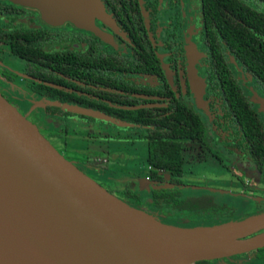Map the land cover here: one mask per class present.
Returning <instances> with one entry per match:
<instances>
[{
  "label": "flooded vegetation",
  "instance_id": "1",
  "mask_svg": "<svg viewBox=\"0 0 264 264\" xmlns=\"http://www.w3.org/2000/svg\"><path fill=\"white\" fill-rule=\"evenodd\" d=\"M239 1L264 13L248 0ZM254 1L264 5L261 1ZM100 3L104 16L96 18L94 25L103 37L70 22L55 26L44 20L34 7L0 0V83H24V93L35 96L43 106L41 115H34L41 116L46 125L45 119L58 117V114H49L45 109L46 100L36 92H30L26 83H74L79 88L71 87L67 90L82 97L83 102L80 103L91 101L88 104H104L105 109L114 115L117 114L116 110H124L127 105L134 103L136 104L130 106V109L160 108L167 107L173 100L186 101L202 115L210 126L212 135L218 136L222 141L213 144L206 131L205 143L198 145H205L210 156L221 165L227 160L245 171L253 167L254 172L261 175L264 166L261 171L256 170L243 145H239L238 140L233 138L230 121L226 119L223 125L227 130L224 127L218 128L216 122H222L218 118L224 116L223 111L227 108L220 97L222 83H237L248 94L246 96L251 102L253 93L264 98V90L240 61L231 55L220 28L207 25L202 0H100ZM224 75L227 78H223ZM197 77L201 81L196 80ZM193 83H203V88L197 89L195 86L194 89L201 93L206 103V112L195 104ZM0 93L4 96L1 91ZM6 100L9 102L7 98ZM65 104L90 109L73 103ZM255 105L264 124L263 112L259 110L258 104ZM100 113L115 122H122L106 113ZM65 120L67 126L73 125L75 130L89 128L94 122L76 115L67 116ZM96 121L102 123V128L112 130L106 133L109 137L106 142L123 132L127 136L124 137L125 140H141L146 143L145 140L138 139L141 129L137 126L124 122L127 125ZM39 131L41 132L40 128ZM130 131L136 134L133 135ZM94 143L97 144L96 141ZM185 145L190 144H184L183 149ZM212 145L218 150L213 151ZM229 156H233V160ZM182 180L184 181V172ZM126 182H131L133 190L139 195L137 208L143 200H150L152 210H161L154 208L152 204L151 189L164 187L166 182L152 183L148 176L147 182L150 183L146 197H142L140 184L134 178L128 177L124 184ZM249 189L251 187L247 182L234 194L224 191L257 203L254 212L249 213L250 216H255L264 212V195L259 191L250 192ZM121 193L124 200V185ZM191 198L196 199L182 201L179 197L180 206L189 203V208H194V211L229 206L235 209L236 218L241 217L234 205L203 204V195ZM198 206L202 208L196 210ZM255 259L264 264L263 260ZM206 262L209 261L196 264Z\"/></svg>",
  "mask_w": 264,
  "mask_h": 264
},
{
  "label": "water",
  "instance_id": "2",
  "mask_svg": "<svg viewBox=\"0 0 264 264\" xmlns=\"http://www.w3.org/2000/svg\"><path fill=\"white\" fill-rule=\"evenodd\" d=\"M10 1L36 8L55 26L70 22L103 37L94 25L96 18L104 16L100 0ZM195 86L203 88V83H193L192 93L197 108L206 112ZM251 100L264 119V98L253 93ZM62 107L76 115L127 125L98 111ZM218 233L229 238L213 251L181 264L264 248V214L196 228L159 222L65 159L0 93V264H171L154 241Z\"/></svg>",
  "mask_w": 264,
  "mask_h": 264
},
{
  "label": "trees",
  "instance_id": "3",
  "mask_svg": "<svg viewBox=\"0 0 264 264\" xmlns=\"http://www.w3.org/2000/svg\"><path fill=\"white\" fill-rule=\"evenodd\" d=\"M257 1L264 3V0ZM202 5L207 25L220 28L231 55L240 61L244 69L258 82V86L264 90V13L239 0H202ZM211 19L215 21L212 22ZM223 78L227 77L224 75ZM26 87L46 100L45 109L49 114H58V117L45 119V122L60 134L68 132L65 118L76 115L63 109L62 105L65 103L98 110L115 117L117 121L139 127L141 132L137 137L145 140L147 144L150 182H166L164 187L151 189L154 208L168 207L175 209L176 214H189L191 222L199 224L197 226L200 227L238 220L235 209L229 206L199 211L178 209L181 187L184 186L183 145H198L206 141L204 118L190 103L173 100L167 107L130 109V106L136 104L134 103L127 105L124 110H116L117 114L114 115L105 109L104 104H88L91 101L80 103L83 102L82 97L67 90L71 87L79 88L74 83H26ZM222 88L220 97L227 104V108L223 111L224 116L218 118L222 119V122H216V126L227 130L223 125L226 119L229 120L233 128V138L238 140L239 145H243L256 170L261 171L264 166V124L256 109V103L248 100V94L244 93L237 83H222ZM76 116L88 122L95 121L91 117ZM124 196L123 201L130 206L136 208L139 204V195L133 190L131 182L124 184ZM261 214L264 212L257 215ZM253 254L264 263V248L253 251Z\"/></svg>",
  "mask_w": 264,
  "mask_h": 264
},
{
  "label": "rangeland",
  "instance_id": "4",
  "mask_svg": "<svg viewBox=\"0 0 264 264\" xmlns=\"http://www.w3.org/2000/svg\"><path fill=\"white\" fill-rule=\"evenodd\" d=\"M248 2L254 3L258 9L264 11L263 4L257 3L254 0H248ZM19 82L0 83V91L9 100L10 104L14 105L27 120L35 125L38 124L37 126H39L42 133L39 132L48 139V141L65 159L72 162L82 172H86L85 174H88L87 176L92 178L107 191L111 192L118 198L123 199L121 191H123L124 181L128 179V177H133L130 176L128 172L117 174L112 170L110 168V157H108L106 152L108 149L107 145L104 149L103 147L101 148V146L95 147L94 143L95 141L97 144L106 142V139L109 138L106 133L111 132L112 130L102 128V123L95 120L89 128L75 130L73 125H68V132L66 134L58 133L51 125H46L41 116L38 117L34 115V113L40 114L43 106L35 96L24 93L25 84ZM205 125L209 140H211L213 144L214 142H216V144H218L217 142L221 143L222 141H220L218 136L212 135L210 126L206 121ZM130 133L136 134V132L133 131H130ZM87 140L91 141V144L88 145L87 143H84ZM209 144L212 143L209 142ZM184 150L183 154L185 162L183 165V172L185 185L183 189H181L180 199L182 201L185 199H196L191 197L203 195V204L207 203L219 206L234 205L235 208H237L238 213L241 214V217H237L238 220L250 217L249 213L254 212L257 203L249 199L230 195L225 193L224 190L234 194L242 189L244 183L248 182L249 187H251V189H249L250 192L254 193L259 191L264 195V170L261 175H258L254 172L253 167H249L248 171H245L240 167H236V165H232L227 160H224L223 165H221L210 156L205 145H185ZM212 150L217 151L218 148L215 147V145H212ZM228 158L233 160V156H229ZM112 159H114V157H112ZM104 178L108 179L112 184L105 182ZM113 179L115 181H113ZM189 206V203L182 204L178 209L192 210ZM201 208L198 206L196 210ZM137 209H140L164 224L169 223V225H176L178 227H200L197 226L199 224H193L191 222L192 218L189 214H176L177 211L175 209L172 210L168 207H164L159 211L152 210L150 200H143L142 204ZM203 264L261 263H259L255 259L254 254L250 252L228 258L212 260Z\"/></svg>",
  "mask_w": 264,
  "mask_h": 264
},
{
  "label": "crops",
  "instance_id": "5",
  "mask_svg": "<svg viewBox=\"0 0 264 264\" xmlns=\"http://www.w3.org/2000/svg\"><path fill=\"white\" fill-rule=\"evenodd\" d=\"M124 137L127 136L121 133V135L113 137L110 141L103 142L100 146L104 149L106 145L108 147V149L106 148V152H108L107 155L111 160L110 168L117 174L128 172V174H130V176H132L136 180V182L140 184L139 190L142 193V197H144L149 190L148 183L146 182L149 176V166L147 162V144L141 140L128 141L125 140ZM88 141L89 140L84 143H87L89 145L90 141ZM97 146L99 145L95 144V147ZM112 157H114V159H112ZM104 181L108 184L111 183L110 181H107L106 178H104ZM145 185H147V187H145Z\"/></svg>",
  "mask_w": 264,
  "mask_h": 264
},
{
  "label": "bare ground",
  "instance_id": "6",
  "mask_svg": "<svg viewBox=\"0 0 264 264\" xmlns=\"http://www.w3.org/2000/svg\"><path fill=\"white\" fill-rule=\"evenodd\" d=\"M146 231L147 233L149 232L148 229H146ZM228 238L229 237L224 236V234L221 233L212 234L208 237L189 234L184 236L167 237V239L163 240L164 242H154L171 264H181L182 262L201 257L210 251H213L221 246Z\"/></svg>",
  "mask_w": 264,
  "mask_h": 264
}]
</instances>
